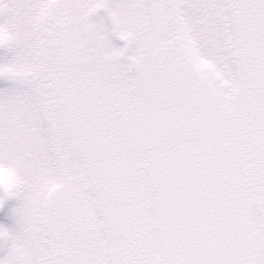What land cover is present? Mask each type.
I'll return each mask as SVG.
<instances>
[{
	"label": "snow or ice",
	"instance_id": "obj_1",
	"mask_svg": "<svg viewBox=\"0 0 264 264\" xmlns=\"http://www.w3.org/2000/svg\"><path fill=\"white\" fill-rule=\"evenodd\" d=\"M0 82V264H264V0H0Z\"/></svg>",
	"mask_w": 264,
	"mask_h": 264
},
{
	"label": "clouds",
	"instance_id": "obj_2",
	"mask_svg": "<svg viewBox=\"0 0 264 264\" xmlns=\"http://www.w3.org/2000/svg\"><path fill=\"white\" fill-rule=\"evenodd\" d=\"M13 186V174L7 169H0V192L8 196L12 193Z\"/></svg>",
	"mask_w": 264,
	"mask_h": 264
},
{
	"label": "flooded vegetation",
	"instance_id": "obj_3",
	"mask_svg": "<svg viewBox=\"0 0 264 264\" xmlns=\"http://www.w3.org/2000/svg\"><path fill=\"white\" fill-rule=\"evenodd\" d=\"M122 44V42H120Z\"/></svg>",
	"mask_w": 264,
	"mask_h": 264
}]
</instances>
